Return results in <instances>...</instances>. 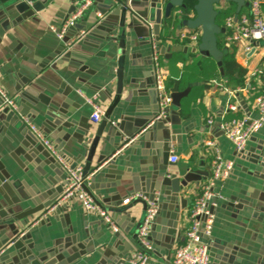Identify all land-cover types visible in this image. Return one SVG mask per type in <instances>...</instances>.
I'll use <instances>...</instances> for the list:
<instances>
[{
	"label": "crops",
	"instance_id": "0c3cea01",
	"mask_svg": "<svg viewBox=\"0 0 264 264\" xmlns=\"http://www.w3.org/2000/svg\"><path fill=\"white\" fill-rule=\"evenodd\" d=\"M14 1L0 10V83L18 107H1L0 100V264H132L141 249L146 206L124 202L137 194L159 198L150 262L172 264L217 155L234 167L217 186L223 200L208 240L213 264H264V127L244 153L220 127L257 117L254 93L264 92L258 75L264 45L249 58L248 43L237 45L236 59L248 71L251 88L230 89L221 77L201 92L204 83L191 78L188 85L179 75V91L188 95L179 108L173 104L168 119L152 124L158 115L155 50L168 78L178 71L196 77L194 65L209 59L181 39L189 30L176 26L168 33L164 10L152 0ZM82 4H89L83 17L60 40L50 28L64 26ZM242 12L251 16L248 7ZM90 99L103 111L97 122ZM231 105L236 112L229 111ZM31 126L73 166L86 170L90 162L87 189L116 221L118 233L79 201L58 205L63 168ZM172 156L177 163L170 162Z\"/></svg>",
	"mask_w": 264,
	"mask_h": 264
},
{
	"label": "built area",
	"instance_id": "2783aa9c",
	"mask_svg": "<svg viewBox=\"0 0 264 264\" xmlns=\"http://www.w3.org/2000/svg\"><path fill=\"white\" fill-rule=\"evenodd\" d=\"M250 4L251 16H241L237 21L230 18L226 22V30L230 35L227 37L228 46L235 44L236 46L247 42L248 46L244 51V57L249 58L252 52H255L264 42V16L263 7L264 0H246ZM89 4H82L65 22L61 28L51 27L60 40H63L66 34L75 28L79 20L83 17ZM85 33H81L84 36ZM182 40L189 41L198 50L200 44V34L194 31L182 33ZM153 65L155 74V91L158 96V115L152 122L166 120L169 117L173 106L172 93L168 91L166 82L168 73L163 68L160 60V54L155 50L153 55ZM258 75L264 79V69L258 71ZM251 88L250 81L246 82L243 90ZM0 100L1 107L17 110V103L6 92L0 83ZM93 105L94 113L93 121H99L103 115L101 107L94 103V100H87ZM257 117L243 116L229 121H224L221 124V130L226 138L233 144L237 152L244 153L246 151L249 140L264 127V92L259 94L254 100ZM229 111L236 112L237 108L234 105L229 107ZM28 123V119L24 118ZM213 121H209L212 124ZM31 130L36 134L37 138L44 144L48 151L56 157L58 163L64 171L65 188L61 197L60 205L64 201H79L83 208L92 214L101 218L115 233H118L119 226L116 221L109 215L106 209L98 204L94 197L88 191L91 176L85 173L83 166H73L65 158L58 155L57 150L49 139L43 136L35 126H31ZM209 146L214 147L215 143L209 142ZM179 158L172 156L170 162L177 163ZM232 162H225L224 159L217 155L213 161V171L210 179L200 190L190 214V226L186 232V240L183 245L175 251L172 264H213L209 239L212 237L213 229L216 221L215 210L218 207L223 196L218 192L217 186L220 182L227 181L231 177L233 170ZM133 200H142L147 204L146 216L138 233L140 243V251L133 257L132 264H151L149 255L153 251V246L150 242V232L152 224L159 212V198L154 196L149 198L143 194H137L127 199L124 205L130 204ZM54 208L49 209L43 217L46 218Z\"/></svg>",
	"mask_w": 264,
	"mask_h": 264
},
{
	"label": "water",
	"instance_id": "95a60500",
	"mask_svg": "<svg viewBox=\"0 0 264 264\" xmlns=\"http://www.w3.org/2000/svg\"><path fill=\"white\" fill-rule=\"evenodd\" d=\"M12 1L14 0H0V10H2V6H5L7 5V3L12 2ZM15 1L19 2L18 0H15ZM29 1L31 2L32 0H29ZM186 1L187 0H152V2L155 4V6L158 7L160 11L164 10L166 19H169L174 14L177 16L178 21H179L178 29L182 30L186 28L189 31H194V32L199 31L200 32L201 35H200V44L198 46V51L206 58L213 59L217 63L218 67L221 69L222 76H224V71L222 69L224 52L221 51L218 47V37L221 34L225 33L226 29L221 28L217 24V18L220 14L218 7L222 3L235 4L237 6V9H236V15L234 19L237 21L240 17L242 9L245 7L250 8V4L246 2V0H195L196 1V5L194 6L195 17L191 19H185L181 11H178L176 13L175 11L178 9L185 10L187 8ZM127 2L128 0H124V5H126ZM126 7L127 6H124L122 8L123 14H126L128 11V8ZM31 13L32 15H34L35 12L32 11ZM124 20L125 19L123 18V21ZM122 26H124V24H122ZM157 29L158 28L156 27V31ZM261 45H264V42H262ZM162 52L164 53L165 50L163 49ZM179 84L180 83L177 82L175 84V87L171 91L172 98H173V104L176 106V108H179L181 106L182 99L185 98L189 92V90L185 92H180ZM117 101L118 99L116 100V102ZM111 111H112V108L107 112L106 119L110 117ZM96 144L97 143H95V146ZM261 163L264 164V159L261 161ZM90 168H91V164L89 162L85 168L86 174ZM188 180H190V178L186 176V181ZM186 181H184L183 183L184 186H187L188 184ZM145 206L147 210L146 203H145ZM143 222L140 224V227L143 224ZM149 239H151V236L149 237Z\"/></svg>",
	"mask_w": 264,
	"mask_h": 264
},
{
	"label": "trees",
	"instance_id": "16d2710c",
	"mask_svg": "<svg viewBox=\"0 0 264 264\" xmlns=\"http://www.w3.org/2000/svg\"><path fill=\"white\" fill-rule=\"evenodd\" d=\"M196 5L195 0H187L186 6L187 8L185 10L178 9L175 11H181L182 15L185 19H191L195 17L194 12V6ZM218 10L220 11V14L217 18V24L221 28L226 29V22L230 18H234L236 15V5L231 3H222ZM243 12L240 14V17L242 16ZM239 17V18H240ZM167 29L168 33H171L173 28L179 25V21L177 16L174 14L169 19H167ZM230 35L229 31L226 30L225 33L221 34L218 37V47L221 51L224 52L223 57V66L222 69L224 71V76L221 74V69L218 67L216 62L212 60L211 58L207 59L203 63H199L197 65H194V69L196 71V77H188V75L185 72L180 73L178 71V74L173 75L171 78H168L166 82V86L169 92H171L172 88L174 87V84L176 83L175 78L180 75V77L183 78V82L188 84L191 82V78L197 79V81L204 83V85L201 87V90H206L208 88L207 83H210L212 80L220 79L221 77L226 80V84L230 89H238L239 87L243 88L245 87L246 81L248 80V71L241 66L237 62V46L235 44L228 46L227 37ZM189 78V79H188ZM200 86H196L195 90L197 89V92L200 90L198 89ZM203 90L201 92H203ZM257 93H254V98L257 97ZM203 94L200 95L199 98H202Z\"/></svg>",
	"mask_w": 264,
	"mask_h": 264
}]
</instances>
